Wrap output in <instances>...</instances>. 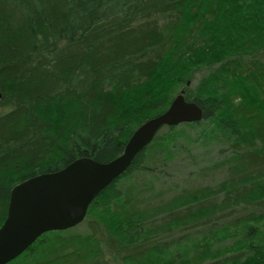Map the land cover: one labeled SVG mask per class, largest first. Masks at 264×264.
<instances>
[{
    "label": "trees",
    "instance_id": "1",
    "mask_svg": "<svg viewBox=\"0 0 264 264\" xmlns=\"http://www.w3.org/2000/svg\"><path fill=\"white\" fill-rule=\"evenodd\" d=\"M180 93L202 120L6 264H264V0H0V226L16 184L115 159Z\"/></svg>",
    "mask_w": 264,
    "mask_h": 264
},
{
    "label": "water",
    "instance_id": "2",
    "mask_svg": "<svg viewBox=\"0 0 264 264\" xmlns=\"http://www.w3.org/2000/svg\"><path fill=\"white\" fill-rule=\"evenodd\" d=\"M202 118V108L179 94L165 112L138 127L115 159L99 162L81 157L61 170L16 184L11 190L8 217L0 226V264L20 256L44 233L67 230L83 222L94 198L129 169L135 156L163 126Z\"/></svg>",
    "mask_w": 264,
    "mask_h": 264
},
{
    "label": "rangeland",
    "instance_id": "3",
    "mask_svg": "<svg viewBox=\"0 0 264 264\" xmlns=\"http://www.w3.org/2000/svg\"><path fill=\"white\" fill-rule=\"evenodd\" d=\"M0 111L2 112V110H0ZM204 151H206V150H204ZM209 157H211V156L205 155V156H201L200 159L202 158L203 159V162L208 163L209 162V159H208ZM200 159H198L197 161H200ZM196 168L197 167H195V169ZM220 170L221 169H219L217 171H210L208 173V175L206 176V181L208 182V180H209V182H210V180H212V181H215V183H216L218 180H220L221 178H223L224 173L223 172H219Z\"/></svg>",
    "mask_w": 264,
    "mask_h": 264
},
{
    "label": "bare ground",
    "instance_id": "4",
    "mask_svg": "<svg viewBox=\"0 0 264 264\" xmlns=\"http://www.w3.org/2000/svg\"><path fill=\"white\" fill-rule=\"evenodd\" d=\"M180 94H183V95H184V93H180ZM178 95H179V94H177V95L173 98V100L171 101L170 105L172 104V102L175 100V98H176ZM184 97H185V95H184ZM185 99H186V98H185ZM186 100H187V99H186ZM187 101H188V100H187ZM192 102H194V101H192ZM196 103H197V102H196ZM170 105L168 106V108L170 107ZM168 108H167V109H168ZM167 109H166V110H167ZM166 110H165V111H166ZM202 110H203V109H202ZM165 111H164V112H165ZM203 114H204V112H203ZM185 123H188V122H185ZM185 123H180V124H185ZM190 123H192V122H190ZM180 124H178V125H180ZM175 126H177V125H175ZM164 127H165V126H163V127L161 128V130H162ZM137 129H138V128H137ZM137 129H136V130H137ZM136 130H135V131H136ZM135 131H134V132H135ZM134 132H133V133H134ZM131 136H132V135H131ZM144 149H145V148H144ZM123 151H124V150H123ZM107 185H108V184H107ZM107 185H106V186H107ZM106 186H105V187H106ZM98 195H99V194H98ZM98 195H97V196H98ZM97 196H96V197H97ZM96 197H95V198H96ZM95 198H94V199H95ZM93 201H94V200H93ZM93 201H92V202H93ZM90 205H91V204H90ZM89 207H90V206H89ZM192 221H193V220H190V221H188V222H189V223H192ZM13 260H14V259H13Z\"/></svg>",
    "mask_w": 264,
    "mask_h": 264
}]
</instances>
